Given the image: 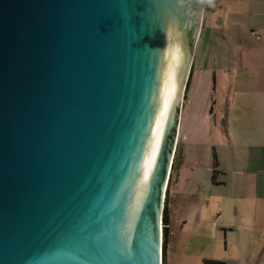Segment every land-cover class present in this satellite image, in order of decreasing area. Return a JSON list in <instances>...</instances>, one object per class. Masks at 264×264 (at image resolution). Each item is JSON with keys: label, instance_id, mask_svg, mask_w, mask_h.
<instances>
[{"label": "water", "instance_id": "obj_1", "mask_svg": "<svg viewBox=\"0 0 264 264\" xmlns=\"http://www.w3.org/2000/svg\"><path fill=\"white\" fill-rule=\"evenodd\" d=\"M205 0H0V264H163Z\"/></svg>", "mask_w": 264, "mask_h": 264}, {"label": "crops", "instance_id": "obj_2", "mask_svg": "<svg viewBox=\"0 0 264 264\" xmlns=\"http://www.w3.org/2000/svg\"><path fill=\"white\" fill-rule=\"evenodd\" d=\"M210 1L203 31L211 28L212 32L225 33L210 35L222 49L221 56H226L220 66L225 77L217 73L213 76L215 92L220 88L223 93L218 100L214 91L211 96V122L218 133L212 140L191 131L195 136L190 138L186 133L183 143L179 134L175 158L180 155V168L176 169L177 177L172 176L166 196L170 218L167 264L176 219L183 232L189 225L187 210L196 197L205 210L194 213L190 221L193 217L194 235L198 232L199 239L206 243L202 246L203 260L264 264V0ZM210 14L214 21L208 24ZM214 23L222 27L217 30ZM188 169L204 177L207 196L203 190H181ZM215 170L219 172L218 185L212 180ZM191 179L187 176L186 181ZM175 205L183 213L178 215L173 210Z\"/></svg>", "mask_w": 264, "mask_h": 264}, {"label": "rangeland", "instance_id": "obj_3", "mask_svg": "<svg viewBox=\"0 0 264 264\" xmlns=\"http://www.w3.org/2000/svg\"><path fill=\"white\" fill-rule=\"evenodd\" d=\"M207 0L204 2V14L202 18V28L201 35H203V39L200 38L198 44L196 42L195 52H194V62H193V72H191V78L189 81V87L187 92V97L183 103V107L181 110L180 116V124L178 130V138L180 134V140L183 143V138L187 133V136L193 138L196 133H202L203 135L210 136L209 139L217 138V126L213 127L214 122H211V119H214L210 115V108L213 105V101L211 99L212 92L214 91L215 100L219 99V96H222L221 89L218 88V91L215 92L214 85V74L217 73L219 77L225 74L220 71L221 64L224 65L222 59H225L226 56H221L222 49H218L216 42L212 40L210 35H225L223 31L219 30L218 32H212L211 28L203 31L205 29L204 19L205 12L207 7ZM219 15V14H217ZM208 24H211V21H214V18L210 16ZM217 21H220L219 18L216 17ZM217 24V30L222 27L220 23ZM200 35V36H201ZM216 40L221 44L220 37L216 38ZM223 42V39L221 37ZM221 81V80H220ZM219 81V82H220ZM261 122H264L261 120ZM212 123V126H211ZM177 138V143H178ZM175 162V161H174ZM174 165V163H173ZM180 168V155L177 157L175 163V171L171 173V178L175 179L177 177V171ZM187 176H192L190 181H186ZM171 186V183L169 184ZM206 180L202 175H200L197 171L196 174H192L190 169L186 170L181 190L185 192H201L203 190V194L207 196L208 189L206 190ZM170 188V187H169ZM204 203L199 199L193 201L190 204L189 209L187 210L188 214L186 215L189 225L181 231V226L179 224V219H176L174 233L172 237V250L170 252V260L169 264H204V254L202 252V246H205L206 243L199 239L198 232L194 235L195 224L193 223V217L190 221L191 216L194 213H199L200 209L205 210ZM176 205L173 207V210L178 212V215L183 213L181 208H177ZM163 226V223H162ZM228 264V263H226ZM233 264V263H229Z\"/></svg>", "mask_w": 264, "mask_h": 264}, {"label": "trees", "instance_id": "obj_4", "mask_svg": "<svg viewBox=\"0 0 264 264\" xmlns=\"http://www.w3.org/2000/svg\"><path fill=\"white\" fill-rule=\"evenodd\" d=\"M210 0H207V3H209ZM211 2V1H210ZM208 11L206 8V14L208 13ZM193 70V68H192ZM193 72V71H192ZM190 81V80H189ZM188 87H189V83H188ZM187 92H188V88H187ZM186 97H187V93H186ZM175 163H176V158H175V162L173 165V170L175 168ZM217 161L215 163V169H217ZM218 171L215 170L213 173V184L214 185H218V181H217V175H218ZM171 183V181H170ZM168 195V193H167ZM167 198H166V207L164 210V216H163V227H164V232H163V264H167V243H168V237L170 234V218H169V214H168V210H167ZM204 264H226V262L224 261H219V260H214V259H205L204 260Z\"/></svg>", "mask_w": 264, "mask_h": 264}, {"label": "bare ground", "instance_id": "obj_5", "mask_svg": "<svg viewBox=\"0 0 264 264\" xmlns=\"http://www.w3.org/2000/svg\"><path fill=\"white\" fill-rule=\"evenodd\" d=\"M165 207H166V204H165ZM165 210V209H164ZM162 221H163V219H162ZM163 232H164V227H163V229H162V234H163ZM162 239H163V236H162Z\"/></svg>", "mask_w": 264, "mask_h": 264}, {"label": "clouds", "instance_id": "obj_6", "mask_svg": "<svg viewBox=\"0 0 264 264\" xmlns=\"http://www.w3.org/2000/svg\"><path fill=\"white\" fill-rule=\"evenodd\" d=\"M169 189V188H168Z\"/></svg>", "mask_w": 264, "mask_h": 264}]
</instances>
